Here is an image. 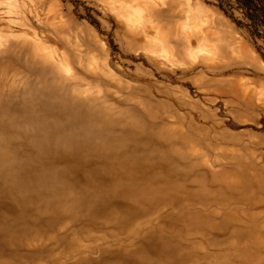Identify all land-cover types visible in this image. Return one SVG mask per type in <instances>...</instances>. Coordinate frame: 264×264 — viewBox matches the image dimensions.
<instances>
[{
  "label": "rangeland",
  "instance_id": "rangeland-1",
  "mask_svg": "<svg viewBox=\"0 0 264 264\" xmlns=\"http://www.w3.org/2000/svg\"><path fill=\"white\" fill-rule=\"evenodd\" d=\"M0 264H264V39L214 0H0Z\"/></svg>",
  "mask_w": 264,
  "mask_h": 264
},
{
  "label": "trees",
  "instance_id": "trees-1",
  "mask_svg": "<svg viewBox=\"0 0 264 264\" xmlns=\"http://www.w3.org/2000/svg\"><path fill=\"white\" fill-rule=\"evenodd\" d=\"M214 3L253 36L264 39V0H214Z\"/></svg>",
  "mask_w": 264,
  "mask_h": 264
},
{
  "label": "bare ground",
  "instance_id": "bare-ground-1",
  "mask_svg": "<svg viewBox=\"0 0 264 264\" xmlns=\"http://www.w3.org/2000/svg\"><path fill=\"white\" fill-rule=\"evenodd\" d=\"M9 22H11L12 24L13 23H18L16 20H11V18H10V21ZM190 37V36H189ZM191 38V37H190ZM193 39V38H192ZM35 40V39H34ZM33 40V41H34ZM38 43H37V45L40 47V45H42L43 44V42L42 41H40V40H36ZM189 42H191V40H189ZM52 57V56H51Z\"/></svg>",
  "mask_w": 264,
  "mask_h": 264
}]
</instances>
